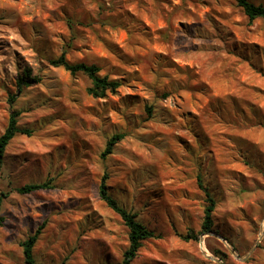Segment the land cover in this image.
<instances>
[{"label": "rangeland", "instance_id": "obj_1", "mask_svg": "<svg viewBox=\"0 0 264 264\" xmlns=\"http://www.w3.org/2000/svg\"><path fill=\"white\" fill-rule=\"evenodd\" d=\"M64 50L121 88L93 97L87 77L50 64ZM13 112L32 135L16 134L0 168V264H25L39 228L36 264H122L129 229L100 198L105 174L154 234L132 264H217L203 250L264 264V20L235 0H0V136ZM259 240L244 261L228 249L245 258Z\"/></svg>", "mask_w": 264, "mask_h": 264}, {"label": "trees", "instance_id": "obj_2", "mask_svg": "<svg viewBox=\"0 0 264 264\" xmlns=\"http://www.w3.org/2000/svg\"><path fill=\"white\" fill-rule=\"evenodd\" d=\"M237 6L242 9L244 14L248 17L250 22H254L257 19L264 20V6L257 5L252 0H235ZM67 51H63L57 59L50 61V64L54 67H62L72 75L82 74L90 82L88 87V93L95 98L104 99L108 94H115L122 86V81L118 79H110L108 76L101 75V68L95 64H87L84 62L72 63L66 57ZM35 81L32 77L31 70L26 69L23 74H19L16 79V86L19 92L25 87H30ZM14 97H12V100ZM148 113H152V108H147ZM19 112H13L10 115L8 127L2 136H0V168L4 163L6 149L14 139L16 134H23L27 136L32 135V130L28 128H21L18 125ZM124 139L123 134H116L106 144V147L102 153L103 158H107L113 153L116 145ZM108 179L107 174H105L99 185V194L103 202L107 204L114 212L119 214L123 219L125 225L129 229V248L124 253V259L122 264H132L133 260L136 258L139 250L143 246V242L152 238L154 236L153 232L150 231L145 225L137 221L136 215L129 212L126 208L121 206L118 200L112 196L109 192V186L106 181ZM200 186L204 189L203 184ZM49 183L44 184H31L20 188L18 191L21 194H29L38 190L50 189ZM209 206L205 208V220L202 225V230L207 232H213V213L215 211V200L212 195L208 192V189H204ZM4 195H0V226L4 224L5 217L2 215V205L4 200ZM41 234V228H39L33 235H31L22 244L23 254L25 264H36L34 257V248L38 241L39 235ZM198 239V236H193ZM227 239V238H226ZM215 255L219 257L224 263L227 262L228 254L215 252Z\"/></svg>", "mask_w": 264, "mask_h": 264}, {"label": "water", "instance_id": "obj_3", "mask_svg": "<svg viewBox=\"0 0 264 264\" xmlns=\"http://www.w3.org/2000/svg\"><path fill=\"white\" fill-rule=\"evenodd\" d=\"M209 235H214L218 239H220L221 241H223L225 244H227L226 239L224 237L219 236V235H216V234H213V233H209ZM263 235H264V233H263ZM259 243H260V240L257 242V244L255 245V247L252 249V251L245 258H240V256L236 253V251L233 248H231L230 246H228V249H229L230 253L233 256H235L239 260L244 261V260L248 259L253 254V252L255 251V249L258 247V244ZM202 244H203V238H201V247H202ZM203 252H204L205 256H207L210 260L216 262L217 264H224L221 260L216 259V258H214L212 256L207 255V253L204 250H203Z\"/></svg>", "mask_w": 264, "mask_h": 264}]
</instances>
